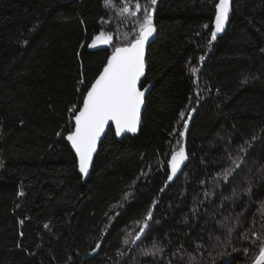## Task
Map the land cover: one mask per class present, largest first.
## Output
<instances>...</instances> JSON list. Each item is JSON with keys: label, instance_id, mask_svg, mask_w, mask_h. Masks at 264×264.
I'll use <instances>...</instances> for the list:
<instances>
[{"label": "trees", "instance_id": "obj_1", "mask_svg": "<svg viewBox=\"0 0 264 264\" xmlns=\"http://www.w3.org/2000/svg\"><path fill=\"white\" fill-rule=\"evenodd\" d=\"M124 2L0 0V264H190L189 255L193 264H252L258 247L238 236L264 223V0H233L211 43L218 0H158L139 131L118 141L109 127L83 181L66 136L113 51L88 45L102 31L116 45L128 38ZM253 136L246 162L225 182L229 156H243ZM181 145L188 158L168 185ZM149 211L147 238L133 244ZM240 213L232 244L248 247L247 256L212 248L209 234L223 241L218 224ZM153 240L164 248L155 260L140 255Z\"/></svg>", "mask_w": 264, "mask_h": 264}, {"label": "snow or ice", "instance_id": "obj_2", "mask_svg": "<svg viewBox=\"0 0 264 264\" xmlns=\"http://www.w3.org/2000/svg\"><path fill=\"white\" fill-rule=\"evenodd\" d=\"M232 2L233 0H218V3H216L215 30L211 32L210 43L215 41L217 34L224 30L226 21L229 19ZM103 3L104 7L108 9L113 7L114 0H103ZM157 3L158 0H149L147 5H142L139 0H136L134 8H130L127 0H125L118 15L124 18L121 23L128 21L132 25L126 42L116 45L113 43L114 37L102 31L95 35L92 42L88 45L89 48H95L99 42L102 45L111 46L113 51L108 56L102 71L88 88L86 95H84L82 107H79L75 112L74 130L66 136L77 158L79 172L84 175L89 172L93 153L97 150V143L106 126L114 125L117 137L125 132L135 133L137 131V125L140 122V110L147 91L146 89L141 90L138 87V82L145 74V45L156 31L153 23V14ZM205 27L208 26L205 25ZM200 60L203 61L204 56H201ZM191 71L195 75L198 69L192 68ZM246 82L247 80L242 81V83ZM80 83H84L83 79H81ZM77 90L79 91V89ZM69 111L72 112L73 109ZM183 116L184 113L182 112L181 117ZM184 128H188L187 121H185ZM59 135L60 133L58 132L57 136ZM184 135L185 133L181 131L180 136L183 137ZM256 139L257 137L253 136L251 141L246 140L244 142V146L240 148V152L244 153L243 156L238 155L235 158L229 156L231 166L223 172L225 182H228L229 177L233 175L236 169L246 162L245 156L248 155V151L253 147ZM260 140L264 144V135L260 137ZM187 158L183 145L180 146L178 151H173L171 159L168 161V167L170 168L169 181H172L173 177L177 175L181 165ZM260 171L264 172V168ZM252 190L253 184L249 180L247 187L242 189V191L245 195H250ZM127 195L125 194V199H127ZM233 196H238V194L234 191ZM228 199L231 198L229 197ZM261 209H264V204L261 205ZM242 217L243 213H240L234 222L218 224L219 227L225 229L226 234L223 241H221L220 237H213L209 234V239L215 240L212 248L217 247V245H226L232 248V252L243 251L245 256H247L250 251L248 247H236L232 244V237L237 232V226H242ZM152 219L153 214L149 211L142 221V226L132 240L133 244L140 241L142 236L147 238L146 230L150 228L149 221ZM225 221H227V218H225ZM44 227L48 228V225L45 224ZM238 239L241 244L247 242L253 247H258V254L255 255L252 264H264V223L261 224V231L246 229L239 234ZM124 243L128 244L129 241L125 239ZM196 246L197 248L203 247L201 244ZM99 247L100 244H97L96 248L98 249ZM163 252L164 248L153 240L151 247L140 250V255L152 257L155 260ZM225 254L218 253L220 256ZM188 260L190 264H193L195 256L189 255ZM225 264H231V262L225 261Z\"/></svg>", "mask_w": 264, "mask_h": 264}, {"label": "water", "instance_id": "obj_3", "mask_svg": "<svg viewBox=\"0 0 264 264\" xmlns=\"http://www.w3.org/2000/svg\"><path fill=\"white\" fill-rule=\"evenodd\" d=\"M154 39H155V32H154L153 36L149 38V41H148V42L146 43V45H145V59H146L147 49H148L149 45L154 41ZM105 47H107V45H105ZM144 75H145V74H144ZM144 75L141 77L140 81L138 82V87H139V88H140V82L142 81ZM145 89H146L147 91L145 92L144 103H143L142 106H141V110H140V118H139V119H140V122H139V124L137 125V131H136L135 133L125 132V133H122L121 136H119V137H117L116 134H115L116 139H117L118 141H121L124 137H127V136H134V135H136V134L138 133V131H139V127H140V123H141V117H142V114H143V112H144V110H145V99H146V97H147V95H148V93H149V90H150L149 87H147V88H145ZM143 90H144V89H143ZM82 104H83V101H82ZM81 107H82V105H81ZM189 122H190V120L188 119V121H187V123H188V127H189ZM73 123H74V119H73ZM110 127L113 128L114 133H115V126H114V125H111ZM108 129H109V127L106 126V128H105V130H104V133L102 134L100 140H99L98 143H97V150H96L95 153H93V159H92V162H91V164H90V166H89V172H88V174H87V175H84V174L80 173V172H79V169H78V172H79V174H80V176H81V178H82L83 181H86V180L89 178V176H90V172H91V168H92L93 160H94V158H95V156H96V154H97V152H98V149H99V146H100L101 142L103 141V139H104L106 133L108 132ZM187 130H188V128H187V129L184 128V133H186ZM185 137H186V135H184L182 138L185 139ZM66 141H67V139H66ZM67 143L69 144V146H70V148H71L70 142L67 141ZM71 150H72V152H73V154H74V156H75L74 150H73L72 148H71ZM75 158H76V156H75ZM76 160H77V158H76ZM183 166H184V163L181 165V169H180V171H178L177 175H176L175 177H173V180H172V181L167 180V184H168V185L172 184V182H174V181L176 180V178L178 177L179 173L181 172ZM77 167H78V162H77Z\"/></svg>", "mask_w": 264, "mask_h": 264}, {"label": "rangeland", "instance_id": "obj_4", "mask_svg": "<svg viewBox=\"0 0 264 264\" xmlns=\"http://www.w3.org/2000/svg\"><path fill=\"white\" fill-rule=\"evenodd\" d=\"M226 24H227V21H226ZM226 24H225V27H226ZM225 27H224V29H225Z\"/></svg>", "mask_w": 264, "mask_h": 264}]
</instances>
